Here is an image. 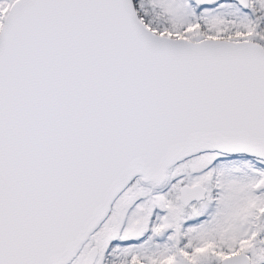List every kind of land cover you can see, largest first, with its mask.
<instances>
[{"label": "snow or ice", "instance_id": "snow-or-ice-1", "mask_svg": "<svg viewBox=\"0 0 264 264\" xmlns=\"http://www.w3.org/2000/svg\"><path fill=\"white\" fill-rule=\"evenodd\" d=\"M0 264H264V0H0Z\"/></svg>", "mask_w": 264, "mask_h": 264}]
</instances>
